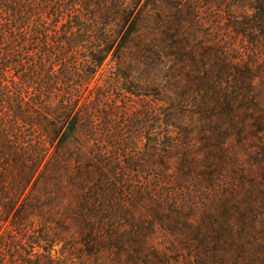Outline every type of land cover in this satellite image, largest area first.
Returning a JSON list of instances; mask_svg holds the SVG:
<instances>
[{
  "label": "trees",
  "instance_id": "16d2710c",
  "mask_svg": "<svg viewBox=\"0 0 264 264\" xmlns=\"http://www.w3.org/2000/svg\"><path fill=\"white\" fill-rule=\"evenodd\" d=\"M202 4L264 50V0H0V264H264V88ZM134 39L173 63L136 121V171L93 142L90 100ZM149 168L160 185L137 180Z\"/></svg>",
  "mask_w": 264,
  "mask_h": 264
},
{
  "label": "rangeland",
  "instance_id": "374dc122",
  "mask_svg": "<svg viewBox=\"0 0 264 264\" xmlns=\"http://www.w3.org/2000/svg\"><path fill=\"white\" fill-rule=\"evenodd\" d=\"M201 6H203L201 16L206 23L204 24V32H212L214 39L225 40L227 46L232 48L235 56H240L244 52L247 60L251 58L255 62V69L261 76V79L256 81L257 85L264 88V50L253 53L254 48L247 44V40L232 30L231 26L235 19L224 13L221 15L218 8L206 9L203 4ZM249 14V10L243 6L235 8V15L239 17L240 21L245 22V16ZM134 41L126 45L119 58L110 57L98 71L91 83L90 100L92 111H97L92 113H95V116L100 120L96 125L98 136L94 137L95 141L93 142H102L103 146L110 150L113 157L125 151L126 153H123L125 156L128 154L129 158H133L130 161L132 165L134 164L136 171V121H139L144 114L146 115L151 108H157L155 105L157 101L150 88L155 83V77H158L159 80L165 78L173 63L170 61V57L166 58L163 54L161 57L150 55L151 57L146 62L139 61L136 55L138 54L136 39ZM235 48L238 53L234 51ZM159 59L164 60L168 67L162 64ZM160 69L161 73L158 72ZM142 88L145 90L143 93H141ZM147 92L149 93L145 95ZM135 171L126 172L129 175L127 179L129 180V188H131L130 194H133V191L136 193ZM158 173V171H151L150 168L144 169L142 177L139 175L141 179L137 178V180L151 181L153 186L160 185L159 180L155 177ZM148 186L144 183V187ZM157 239L162 246H166L171 241L163 232L157 235ZM57 249H60V246ZM8 254L10 261H13L12 255H18V253L12 252H8ZM113 254L112 252L106 253L104 256L106 264H112ZM55 255L56 252L54 257ZM62 259L67 260V258ZM47 263L50 264V261L47 260Z\"/></svg>",
  "mask_w": 264,
  "mask_h": 264
}]
</instances>
